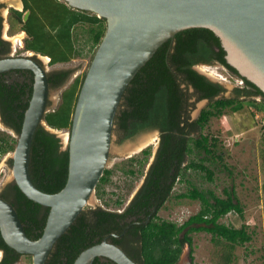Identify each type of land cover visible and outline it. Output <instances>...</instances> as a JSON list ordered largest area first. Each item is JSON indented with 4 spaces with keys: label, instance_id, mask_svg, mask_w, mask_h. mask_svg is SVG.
Instances as JSON below:
<instances>
[{
    "label": "trees",
    "instance_id": "trees-1",
    "mask_svg": "<svg viewBox=\"0 0 264 264\" xmlns=\"http://www.w3.org/2000/svg\"><path fill=\"white\" fill-rule=\"evenodd\" d=\"M23 3L24 10L21 12L14 10L12 21L27 34L26 49L50 57V65L70 62L78 54L73 38V28L77 24L89 23L93 26L91 29L93 48L100 45L106 33L105 19L90 12L75 13L74 9L60 0H23ZM28 11L30 16L24 21V15ZM225 56L226 51L213 31L193 28L178 33L162 45L137 73L124 93L114 125L126 139L135 138L149 130H160L163 139L162 149L146 178V184L134 200V207L139 212L133 208L120 213L105 207H86L68 231L56 242L46 264H73L84 250L101 243L107 236H112L111 241L120 246V240L113 237V234L124 231L126 226H123L122 222L134 215H143L144 210L155 203L159 206L158 209L164 206L179 177H181L180 181L187 182L191 189L187 193L177 195V199L200 201L201 210L181 225L157 218L147 226L130 229L129 234L136 236L140 242L138 250L132 255L126 252L134 261L138 264H178L185 244L189 245L193 260L191 234L194 232H207L214 240L219 238L231 246H241L252 241L245 225L236 228L220 222L232 212L243 216L242 205L235 189L232 188L230 191L225 189L226 197H219L213 191L199 190L188 181L186 173L190 169L200 171L205 173L209 182H213L215 171L206 165L210 160L208 156L221 160V156L215 152L218 140L214 137L201 135L197 139L187 138L186 128L190 122L187 118L186 106L190 100L188 99L190 87L197 98L211 102L191 125L201 130L205 129L213 117L223 115L227 109L235 113L243 110L244 103L239 99L241 96L261 97L262 104L258 106L259 104L256 103V109L264 111L263 92L239 75L238 71L228 64ZM212 61L218 62L243 80L244 88L236 90L238 98L215 100L224 92L223 86L210 81L195 69L200 64ZM71 74L72 71L51 74L50 89L64 86ZM32 75L34 76L33 73ZM33 76L31 80L34 82ZM85 77L86 74L81 78L77 77L63 92L62 104L59 108L46 114L44 121L50 128L71 129ZM16 87H11L0 78V111L3 122L20 135L25 112L33 93V84L25 83L24 87ZM24 88L27 91H24ZM25 95L28 96L23 98ZM192 142L194 147L191 146ZM61 148V140L56 135L51 134L44 126L38 128L32 142L30 173L34 184L43 192L58 193L67 183L69 150L61 151ZM10 150H15V143H10L5 138L0 139V154H6ZM195 151H203L205 156L200 161H192L181 170L185 156ZM151 154L150 148L145 149L141 154L143 158H134L133 161L144 166ZM175 160L178 166L176 165L172 183L161 193V188L167 182L164 177L174 168ZM10 163L13 164L12 159ZM128 172L131 175L137 173L133 170ZM111 174L112 171L106 170L97 188L109 182ZM13 192L18 204L16 210L27 235L32 240L39 239L43 234L50 209L29 200L15 183ZM39 210H43L40 218ZM2 246L5 250L16 253L13 260L5 259L3 264H11L15 259L20 258L21 255L6 243L3 242ZM93 264L104 263L97 258Z\"/></svg>",
    "mask_w": 264,
    "mask_h": 264
},
{
    "label": "water",
    "instance_id": "water-1",
    "mask_svg": "<svg viewBox=\"0 0 264 264\" xmlns=\"http://www.w3.org/2000/svg\"><path fill=\"white\" fill-rule=\"evenodd\" d=\"M60 1L105 19L106 33L81 87L69 142L61 148L69 150V172L65 187L58 193L40 190L30 173L32 142L48 113V72L32 58L0 59V75L23 69L34 74L12 172L13 182L29 200L50 209L42 236L29 238L16 209L0 198L2 237L20 255L31 256L33 264H46L56 242L94 200L108 165L114 122L127 87L157 50L178 33L193 28L213 31L226 51L228 64L264 94V0ZM29 16L28 11L24 21ZM96 258L138 264L108 238L84 250L73 264H93Z\"/></svg>",
    "mask_w": 264,
    "mask_h": 264
},
{
    "label": "rangeland",
    "instance_id": "rangeland-1",
    "mask_svg": "<svg viewBox=\"0 0 264 264\" xmlns=\"http://www.w3.org/2000/svg\"><path fill=\"white\" fill-rule=\"evenodd\" d=\"M0 4L4 16L3 35L12 44L13 53L20 57L28 54L37 55L48 73L72 71L70 79L64 86L50 89L48 113L57 110L62 104L63 92L77 77L85 76L90 67L98 48H93L91 34L93 26L89 23L77 24L73 28V38L78 54L70 62L50 65L49 58L25 49L27 34L21 31L7 14L9 9L18 11V8L10 6L6 0H0ZM74 10L75 13L80 11ZM195 69L215 81L214 83L223 86V98H237L236 90L244 88V84L237 81L236 76L223 66L198 65ZM188 94L190 100L186 106L187 118L189 122H195L200 111L208 108L211 102L197 98L192 89L188 90ZM240 100L244 103L243 110L235 113L227 109L223 115L213 117L204 130L195 127L192 135L194 139L201 135H208L218 140L215 152L221 156V160L208 156L210 160L206 162V165L215 171L214 181L209 182L205 173L200 171L190 169L186 173L188 181L199 190L213 191L219 197H226L225 189L229 191L232 188L235 189L242 205L243 216L232 212L220 222L236 228L245 225L252 241L241 246H231L219 238L214 240L213 236L207 232H194L191 237L194 258L192 261L195 264H264V111L256 109V103L259 104L258 106L262 104L260 97H240ZM43 125L49 129L45 121ZM70 131L71 129H52V132L61 140L62 148L69 142ZM18 137L19 135L8 128L0 118V139L5 138L10 143H15L16 148ZM158 138L157 130H149L135 138L126 139L114 125L110 158L106 168L112 171V174L109 182L96 188L94 200L88 208L105 207L119 211L127 205L142 185L156 153ZM145 140L147 143L143 147L141 143ZM191 146L194 147L193 142ZM148 148L151 149L152 154L144 166L133 161L134 158H143L142 151ZM13 154L14 151L11 150L6 154H0V194H4L7 187L14 183L12 165L8 163ZM204 156L203 151H195L188 157L186 163L200 161ZM129 170L136 171V175H131ZM189 189L191 186L187 182L177 181L171 196L160 209L158 217L181 225L191 216L198 214L202 207L200 201L177 199V195L187 193ZM195 226L199 227V225ZM190 256V247L185 244L179 264H188ZM20 263L33 264L32 257H23Z\"/></svg>",
    "mask_w": 264,
    "mask_h": 264
},
{
    "label": "flooded vegetation",
    "instance_id": "flooded-vegetation-1",
    "mask_svg": "<svg viewBox=\"0 0 264 264\" xmlns=\"http://www.w3.org/2000/svg\"><path fill=\"white\" fill-rule=\"evenodd\" d=\"M14 8H17V7H14ZM22 9L24 10V7ZM13 11H14L13 9H9L7 11V14H9V18H12L13 19V16H12ZM3 21H4V16H3L2 7H1V4H0V59L11 58V57H20V56H17L15 52L13 53V46H12V44L8 40H6V38L3 35V30H4V23H3ZM25 49H26V44H25ZM30 52H32V51H30ZM21 57L32 58L35 61H37V62H39L40 64L43 65L40 57H38L35 54L34 55H29L28 54V55H24V56H21ZM45 57H47V56H45ZM47 58H49L48 62L50 64L51 59H50V57H47ZM216 64L222 66L221 64H219L216 61H212L211 63L200 64V65H209V66H212V65H216ZM51 74H54V72L53 73L52 72L51 73L50 72L48 73V79L50 78ZM32 76L33 75L31 73V71L24 70L23 69V70H12L10 72H6L4 74H1L0 75V78H2V80L5 83L11 85V87H16V86L24 87L25 83H27V84H33L34 85V82L31 80L32 79ZM236 80L237 81H240L241 84H244L243 80L241 78H239L238 76H236ZM12 85H14V86H12ZM16 88H18V87H16ZM20 89L21 88H19V90ZM190 89H192V88L190 87ZM24 91H27V90L24 88ZM192 91L194 92L193 89H192ZM223 93L224 92H222L219 96H221ZM236 95H237V93H236ZM27 96L28 95H25L23 98H25ZM238 97L239 96L237 95V98ZM241 97H245V96H241ZM256 97H259V96H252V98H256ZM234 99H236V98H234ZM239 99H240V97H239ZM201 112H202V110L200 111L199 116H200ZM199 116H198V118H199ZM0 118L3 121V117H2L1 111H0ZM192 124H193V121L190 122L189 126L186 128V132L188 134L187 135V138L188 139L192 138V135H193V132H194V129H195V127L191 126ZM8 128H10V127H8ZM50 129H53V128H50ZM47 131H49L51 134H54L55 135V133H53L52 131H50V130H47ZM157 132H158V135H159V138H158V146H157L156 153L154 154L153 161H152V163H151V165H150L147 173L144 176V180L142 182V185L137 190V192L135 193V195L129 200V203L127 205H125L121 210L118 211L120 213L125 212L126 210L131 209V208H133L136 212H139L138 209H136L134 207V204H135L134 203V200L137 197V195L139 194V192L141 191V189L145 186V184H146V178L148 177V174H149V172H150V170H151L154 162L156 161L157 156H158V154L161 151L162 146H163L162 133L160 132V130H157ZM177 138H179V137H177ZM189 156L190 155H186L185 156L184 162H183V164L181 166V170H184L187 167V165L190 164V163L189 164L186 163ZM8 163L10 164V161H8ZM176 165L178 166L177 160H175L174 168L168 173V175L166 177H164L167 180V182H166L165 186H163L161 188V191H160L161 193L167 188V185H170L172 183V180L174 178V174H175V171H176ZM180 179H181V177H179L176 180V183H177V181L180 182ZM13 184L14 183L10 184L7 187V189H6V191H5L4 194H0V198L6 200L10 204H12V206L15 209H17L18 208V204L16 203V199L14 197ZM158 207L159 206H157V203H155V205L153 204L149 208L145 209L144 212H143V215H140V216L134 215L130 219H127L124 222H122V225L123 226L124 225L126 226V228L124 229V231H122V233H120V234H113V237H115L114 235H117V237H115V238L118 239V240H120V246H119L120 248H122L125 252H127L128 254H131V255L134 253V251H137L138 250V247L140 246L139 239L136 236H134L133 234H129V231H130V229H134V227H136V226H147L152 221L157 220V218H159L158 217V213H159L160 209L163 206L160 209H158ZM34 209H35V207H34ZM41 211H43V210H41ZM41 211L39 210V218L41 217V214H42ZM139 217L141 218V220H139ZM111 237L112 236H107L106 238H108V241L110 243H113L111 241ZM3 242L5 243V241H4L3 237H2L1 229H0V264H3V261L5 259H11V260H13L15 258V256H16V253L11 252V251H8V250H5V248L2 246V243ZM23 257H28V256L21 255L19 259H15V261L12 262L11 264H21L20 262L22 261V258ZM99 259L104 264H116L112 260L102 259V258H99ZM189 259H190V262L188 264H195L192 261L191 256H190ZM179 263H180V261H179Z\"/></svg>",
    "mask_w": 264,
    "mask_h": 264
},
{
    "label": "bare ground",
    "instance_id": "bare-ground-1",
    "mask_svg": "<svg viewBox=\"0 0 264 264\" xmlns=\"http://www.w3.org/2000/svg\"><path fill=\"white\" fill-rule=\"evenodd\" d=\"M6 1H8L9 2V4H10V6H14V7H17V8H20L21 7V4H20V2L18 1V0H6ZM145 143H147V140H145V141H143L142 143H141V145L143 146V145H146ZM149 143V142H148ZM144 147V146H143ZM142 148V147H141ZM137 149H139V148H137Z\"/></svg>",
    "mask_w": 264,
    "mask_h": 264
},
{
    "label": "crops",
    "instance_id": "crops-1",
    "mask_svg": "<svg viewBox=\"0 0 264 264\" xmlns=\"http://www.w3.org/2000/svg\"><path fill=\"white\" fill-rule=\"evenodd\" d=\"M20 3H21V7H20V8H18L17 10L21 12V11H23V9H22V8L24 7L23 0H20Z\"/></svg>",
    "mask_w": 264,
    "mask_h": 264
}]
</instances>
